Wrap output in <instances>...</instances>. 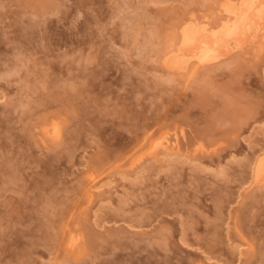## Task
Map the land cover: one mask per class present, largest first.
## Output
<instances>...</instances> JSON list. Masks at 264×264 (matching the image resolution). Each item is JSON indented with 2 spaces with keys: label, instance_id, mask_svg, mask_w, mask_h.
Masks as SVG:
<instances>
[{
  "label": "rangeland",
  "instance_id": "374dc122",
  "mask_svg": "<svg viewBox=\"0 0 264 264\" xmlns=\"http://www.w3.org/2000/svg\"><path fill=\"white\" fill-rule=\"evenodd\" d=\"M215 3L0 0V264H264V50L159 62ZM165 132L179 154L130 168Z\"/></svg>",
  "mask_w": 264,
  "mask_h": 264
},
{
  "label": "bare ground",
  "instance_id": "6f19581e",
  "mask_svg": "<svg viewBox=\"0 0 264 264\" xmlns=\"http://www.w3.org/2000/svg\"><path fill=\"white\" fill-rule=\"evenodd\" d=\"M215 4L216 7L210 13L200 18L190 13L173 27L170 37L163 39L159 50V62L169 75L186 73L190 65L207 67L219 63L231 54L235 52L239 54L247 48L253 51L255 59L262 54L264 0H216ZM215 19L216 21L212 23L211 21ZM41 132L53 144L61 137V124L56 119L49 120L44 123ZM179 140L176 133L169 135L165 132L152 140L143 154L130 161L129 167L136 166L144 156L156 157L159 152L168 156L178 155L181 151ZM207 150L199 143L192 153L205 155ZM250 184L253 186L264 184V152L254 161ZM67 235L65 251H78L82 236L71 232ZM249 248L252 250L251 246Z\"/></svg>",
  "mask_w": 264,
  "mask_h": 264
}]
</instances>
